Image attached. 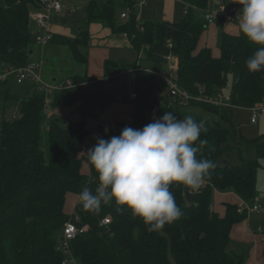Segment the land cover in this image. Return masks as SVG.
Segmentation results:
<instances>
[{
    "label": "trees",
    "instance_id": "16d2710c",
    "mask_svg": "<svg viewBox=\"0 0 264 264\" xmlns=\"http://www.w3.org/2000/svg\"><path fill=\"white\" fill-rule=\"evenodd\" d=\"M181 1L184 18L176 23L138 22L134 0H87L86 28L76 32V38L60 39L69 46L73 59L82 64L85 62L82 47L88 42L87 26L101 23L113 32L125 33L145 60L160 64L169 54L177 58L174 78L191 94L199 95L202 88L212 95L225 86L231 74L233 106L263 105L264 71L249 72L245 63L259 46L251 44L238 31L235 35L222 33L217 56L209 47L198 48L206 23L195 14V9H206L210 0ZM38 2L5 0V5L0 7V72L31 61L29 49L35 39L30 12L39 8ZM230 4L240 10L237 0H231ZM122 12L127 13L125 18L120 17ZM52 39L53 34L50 41ZM118 72V64L109 61L104 64L106 76ZM136 73L135 93H154L158 97L160 80L157 76L147 70H136ZM67 78L80 85L55 92L50 102L53 110L79 102L78 109L85 113L95 107L103 111L110 103L128 100L123 80L108 85L87 83L86 75ZM3 83L6 80L0 81V92ZM30 83L32 88L20 99L19 116L1 123L0 264H62L63 255L57 244L64 223L70 219L78 227L88 225L87 231L70 242L78 264H246L249 249H230V231L248 216L246 210L239 211L240 202L251 206L257 198L256 177L260 163L258 159H244L232 164L225 159L222 165L224 144L230 134L228 129L217 124L208 133L201 131L199 139L207 143L200 145L197 158H207L216 167L198 190H191L197 193L191 201L184 196V191L190 189L182 184L170 186L183 215L165 224L162 230L148 231L140 218L126 208L117 211L114 203L102 205L98 213L77 207L78 219L75 220L65 209L66 200L79 196L83 187L94 191L97 186L96 173L84 160L88 151L85 149L88 126L84 120L66 121L61 115L48 117L43 92L36 89L34 82ZM195 102L198 101H190ZM201 103L217 111L221 109L225 114V107ZM148 123L146 118L133 117L131 128L140 129ZM252 144L257 156L264 158V137L253 140ZM84 166L88 168L86 171ZM215 191L231 192L240 202L224 201V213L220 215L212 208ZM106 215L111 216L110 223L101 225ZM260 233L264 256V229Z\"/></svg>",
    "mask_w": 264,
    "mask_h": 264
},
{
    "label": "clouds",
    "instance_id": "9594fccd",
    "mask_svg": "<svg viewBox=\"0 0 264 264\" xmlns=\"http://www.w3.org/2000/svg\"><path fill=\"white\" fill-rule=\"evenodd\" d=\"M241 5L237 28L257 49L246 60L249 72L264 71V0H237ZM203 128L191 115L177 118L165 112L140 129L124 127L118 136L97 138L85 154L96 173L95 190L83 187L81 206L98 213L102 205L128 209L148 226L162 230L183 215L170 191L173 184L198 190L216 165L200 157ZM107 132V129H105ZM198 143H195L197 142Z\"/></svg>",
    "mask_w": 264,
    "mask_h": 264
},
{
    "label": "rangeland",
    "instance_id": "374dc122",
    "mask_svg": "<svg viewBox=\"0 0 264 264\" xmlns=\"http://www.w3.org/2000/svg\"><path fill=\"white\" fill-rule=\"evenodd\" d=\"M63 12L59 15L53 17L52 22L57 25L58 28L64 29L65 27H72L75 25L73 29H75L78 25H84L87 20V13L85 11V3L87 0H60ZM135 5V14L141 15L140 21L145 20H159L156 18L155 14L152 12L157 11L159 9V1L160 0H146L145 5L140 6L138 4L139 0H134ZM226 3H231V0H225ZM172 11H173V19L171 21L179 23L184 18V11L181 5V0H170ZM5 5V0H0V7ZM171 9V7H170ZM154 10V11H153ZM68 11H71L69 14ZM204 18V11L200 12ZM199 15V14H197ZM40 29V28H39ZM33 35H35L34 30ZM42 32V29H41ZM40 33H38L34 39L35 43L40 46H46L50 44L46 53H51L50 59L47 56H43V59H47L50 61L49 64L47 62H43L42 64V79L45 80L51 76V74H55V70H58L59 74H64L66 72H79L80 66H76L73 60V56L71 54V50L69 46L65 43H55L50 42L46 44L37 43L36 40L40 37ZM75 35L73 38H76ZM87 38L90 37L89 32L86 33ZM116 38H121V35L116 36ZM80 39V38H79ZM78 39V40H79ZM221 40V38H220ZM88 41V40H87ZM57 44V45H56ZM44 46V47H45ZM216 48H212V53H216L220 50V41L216 38ZM218 49V51L216 50ZM54 50V51H53ZM108 54L110 55V59L118 61L121 57L126 59L127 63L130 64L128 66H121V69L131 68L134 65L135 61L138 62V65L142 68V70L149 69L155 76L166 75L171 77L172 70L169 69V64L162 63L159 64L153 60H145L143 58H139L135 60V54L137 52L134 49L121 48L120 46H112L108 49ZM219 55V52L216 53ZM83 59V58H82ZM83 61V60H82ZM132 64V65H131ZM126 72V71H125ZM136 71L131 69L127 71V73H123L122 75H116L115 78L111 79L108 82V85H112L116 83L118 80H123L124 82V91L127 97L130 96L131 92H136L134 89V82L136 77ZM58 75V74H55ZM232 75L229 74L227 76V82L223 88H221L220 92L222 94H230L232 89ZM32 82L29 79L23 80L20 83L16 82V76L14 74H9L6 80V83L1 84V88L3 91L0 92V130L1 123L3 120H10L14 117L19 116L21 109V97H23L27 88ZM52 82V80H50ZM99 84H104L99 82ZM5 86V87H4ZM160 89V88H159ZM164 89V88H163ZM7 90V91H4ZM137 98L133 100H127L124 102H120L119 104L123 105L125 109H131L130 111L134 115V117H142L146 118L150 121V123L159 117H161L165 112H173L177 118L183 119L185 116L191 115L197 122H202L203 133H208L211 131L217 124L222 125L226 129L229 130L230 134L228 140L224 144L225 147V155L224 159H227L232 164H237L240 160L244 159H258L260 163V167L257 172L256 177V188H257V196L258 203L261 206V209L258 211H252L250 209V204L245 205V208L248 216V220L251 221V230H253L254 226L259 224L258 229L263 231L264 226V158L257 156L253 147V140H257L259 138L264 137V115L258 111L256 121L251 122V115L254 113L252 108L238 107L233 106L231 108L226 107V112L215 110L213 107H209L208 105L202 104L200 101L195 103H181L179 100L175 98L169 97V88L165 86V89L159 94L157 97L154 93H143L138 92ZM126 97V98H127ZM77 106H70L69 108H77L79 106V102H76ZM75 103V104H76ZM264 105V104H263ZM46 111V110H45ZM48 117L56 116V114L52 112H46ZM130 127L129 122L123 123V125H116L112 130L113 136H118L124 127ZM88 137L85 149L89 150L92 148L96 142V139L91 140V129L88 126ZM97 131V128L95 129ZM109 139V138H108ZM223 159V160H224ZM85 167V171L87 166ZM191 191V190H190ZM192 192V191H191ZM78 195L74 197L71 196L66 200L65 209L68 214H71L75 207L78 204ZM223 206L217 205V212H220L219 209H222ZM250 209V210H249ZM241 211V212H242ZM260 231V232H261ZM259 232V233H260Z\"/></svg>",
    "mask_w": 264,
    "mask_h": 264
},
{
    "label": "crops",
    "instance_id": "0c3cea01",
    "mask_svg": "<svg viewBox=\"0 0 264 264\" xmlns=\"http://www.w3.org/2000/svg\"><path fill=\"white\" fill-rule=\"evenodd\" d=\"M216 3H217L216 0H210L208 7L206 9H210ZM86 5H87V2L85 3V7ZM135 5L136 3L134 4V10H135ZM159 5H160L159 9L157 11L153 10L154 12H152V14H155L157 16L156 18H159V20H153V21H170L171 22V20L173 19V11H172L170 0H160ZM181 5H182V1H181ZM204 10L205 9H195V14H199L198 17L203 22H204V18H203V15L200 14V12ZM33 11L34 10L31 9V12ZM31 12H30V17H31ZM62 12H63V7H61L60 11L53 12L49 19V30L53 34L52 42H55L58 44L62 43L60 39L61 37L73 38L76 35V32H79L82 29L86 28V21L84 25L82 26L78 25L75 29H73L75 25H72V27H69V26L65 27L64 29L58 28L57 25H55L52 22V20L54 16L59 15ZM68 13L70 14L71 11H68ZM239 15H240V10H239ZM135 16L138 22L139 20H142L141 15L135 14ZM32 23H33L32 30H34V33H35L34 37H35L38 33L41 34V30L34 22ZM87 30L89 32L90 37L88 38L87 45L82 47L83 53L85 55L84 57L85 62L81 64V63H77L73 59L75 65L80 66L78 67L79 72L71 71V72H66L64 74H61V73L59 74L58 73L59 71L53 68L52 70L55 71V74H58V75L51 74L50 77H48L47 79L45 78L46 81L63 79V78L70 77V75H79V76L86 75L89 77L87 81L99 80L103 76H105L104 64L107 61L112 62L114 64H118V67H120V72L117 73L118 75L119 74L122 75L123 72L125 71L127 73V71L131 69H134L135 71L142 70V68L138 65L137 61H135L133 67L131 66V68L121 69V66L130 65L127 63L126 59H124L123 57H121L118 61L110 59V55L108 54V51H109L108 49H110V47L112 46H120L121 48L134 49V51L137 52V55L135 54V60H138L139 58H143V53L142 52L138 53V51L132 46L129 38H127V35L125 33L113 32L110 28L102 25L101 23H97V22L90 23L87 26ZM223 32L230 33L233 35L237 34L238 33L237 20L232 22L227 19H220L212 24H208V25L206 24L204 32L202 33L200 40L198 42V48H201V47H209L210 49H212L213 47L216 48L217 47L216 38L219 39L220 41V38ZM119 35H121V38L119 39L116 38V36H119ZM50 42L51 41H49L48 43ZM50 45H54V44H50ZM50 45L49 46L44 45L45 46L44 47L34 42V44H32L29 49L30 60H43V62H47L49 64L50 61H47L46 58L43 59V56L45 55L50 59L51 53H46ZM216 50L218 51V49ZM216 53H214L215 56H217ZM163 63L169 64V69L172 70V76L175 77L176 71H177V65H178L177 58L171 55L170 60L165 59ZM145 70H147V68ZM147 71L151 72L149 69ZM157 78L160 80V86H163V88L165 89L164 87L166 86L165 82L159 76H157ZM31 88H32V84L30 83L27 88V92ZM159 88H158V92L160 94L164 89L160 90ZM136 98L137 96L135 98H130L129 96L128 101L136 99ZM119 103L120 102L110 103L103 109V111H101L100 115L97 118L98 121L95 122V124L92 123L91 125V128H92L91 129V140L97 139L95 134L98 132V128H102L103 136L101 138L108 139L113 136L112 130L115 128L116 125H123V123H125L126 121V122H129V125L131 127V121L134 115L130 111L131 110L130 108L127 110L124 108L123 105ZM74 105L77 106V103ZM78 107L77 108L76 107L75 108H69V107L55 108L54 112L62 116L76 115L77 113L80 114V113L85 112V111L79 110ZM227 108H231V107H227ZM87 126H89L88 123H87ZM96 128H97V131L95 130ZM105 129H107V132H105ZM70 198L71 197H69L68 199ZM68 199H67V202H68ZM229 199L232 202H237V203L240 202L239 201L240 199L234 194H232L231 192L224 193V192L215 191L214 205H213L214 207L212 206V208L217 210V205H221L224 201L229 200ZM219 211L220 212L218 213L222 215L224 213V208L219 209ZM250 222L251 221H249L248 218H246L241 223L232 227L230 231L231 242H230L229 248L235 251L241 250L242 249L241 247L247 248L249 249V258L246 264H264V256H263V250H262V247H263L262 246V235L261 233H259L261 229H258L259 227V224H258L253 227L254 228L253 230H251Z\"/></svg>",
    "mask_w": 264,
    "mask_h": 264
},
{
    "label": "built area",
    "instance_id": "2783aa9c",
    "mask_svg": "<svg viewBox=\"0 0 264 264\" xmlns=\"http://www.w3.org/2000/svg\"><path fill=\"white\" fill-rule=\"evenodd\" d=\"M145 0H139L138 4L140 6L145 5ZM39 8L31 12V19L32 21L40 28L42 29L41 36L36 40L37 43L46 44L48 43L52 38V33L49 30V19L53 12L60 11L61 9V2L60 0H39L38 2ZM188 4L185 5V8H188ZM204 21L205 23L212 24L216 22L217 20H220L222 18H225L229 21H236V17L239 16V8L233 4L226 3L224 1H218L213 7L210 9L204 10ZM127 16L126 12H122L120 14L121 18H125ZM168 47L171 46V43L167 44ZM171 55H167L165 58L167 60H170ZM42 64L43 60H31L27 62L25 65L20 67H7L2 72H0V81L7 80V77L9 74H14L16 76V82L20 83L23 80L29 79L36 85V89L38 91L43 92L44 94V104H45V110L46 112H52L56 115H59L54 112V110L50 107L51 97L52 95L60 90L66 89V88H73L80 84L74 83V81L71 78L67 79H56L52 82L46 81L42 79ZM126 73V72H123ZM114 75H105L99 80H89L87 83L90 84H97V82H101L104 84H108V82L115 78ZM166 84V86L169 88V96L172 98H175L176 100H179L181 103H190L191 100L194 101H200V102H206L215 106L220 107H232L231 103V97L230 94H222L220 91L215 92L212 95H209L204 92L202 88H200V94L199 95H193L187 90L181 88L178 83L176 82L175 78L173 76L169 77L166 75H158ZM135 92H131L130 98L136 97ZM254 110V113L251 115V122L256 121V117L258 114V111H260L261 114L264 115V105L256 106L252 108ZM101 110L98 107L93 108L91 111L87 113H77L76 115H64L66 121H72V120H84L86 123L89 124L90 129L92 123L95 124V122L98 121V116L100 115ZM97 138H101L103 136L102 128H98V132L95 134ZM84 160L89 165V161L87 159V155L85 154ZM255 202L250 207L252 211H258L261 209V206L258 203V198H255ZM246 203L244 201H241L239 204V211H242V209L245 208ZM81 207V204L79 203V197H78V204L75 207V210L71 213L72 216H74V219H78L77 215V209ZM80 209V208H79ZM249 209V210H250ZM111 216L106 215L104 216L100 223L101 225H107L110 223ZM88 230V225H83L81 227H78L72 219L68 220L64 223L63 229L60 233L57 249L61 251L63 255L62 264H78L77 259L74 257L72 250L70 248V242L72 239L85 231Z\"/></svg>",
    "mask_w": 264,
    "mask_h": 264
},
{
    "label": "water",
    "instance_id": "95a60500",
    "mask_svg": "<svg viewBox=\"0 0 264 264\" xmlns=\"http://www.w3.org/2000/svg\"><path fill=\"white\" fill-rule=\"evenodd\" d=\"M226 160H222V165H225ZM197 195V193L195 192H191L190 190H185L184 191V196L188 201H191L193 199V197H195Z\"/></svg>",
    "mask_w": 264,
    "mask_h": 264
}]
</instances>
